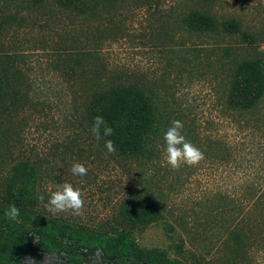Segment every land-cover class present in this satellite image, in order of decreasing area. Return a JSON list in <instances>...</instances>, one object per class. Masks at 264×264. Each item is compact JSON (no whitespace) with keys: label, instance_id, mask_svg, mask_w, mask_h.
I'll return each mask as SVG.
<instances>
[{"label":"rangeland","instance_id":"rangeland-1","mask_svg":"<svg viewBox=\"0 0 264 264\" xmlns=\"http://www.w3.org/2000/svg\"><path fill=\"white\" fill-rule=\"evenodd\" d=\"M87 3L78 11L56 0H0V78L8 85L0 101V216L9 219L14 167H26L30 190L16 205L18 227L0 224V247L19 252L16 264H143L125 257L131 242L156 250L155 264H239L242 254L223 239L241 214L223 195L241 199L254 175L264 176V93L248 112L226 118L220 109L238 64H264V0ZM191 10L238 20L254 43L214 31L190 34L182 18ZM115 85L168 104V128L180 120L204 159L176 171L166 163L165 133L152 152L131 155L110 154L104 141L79 132L91 94ZM74 163L87 175H72ZM64 182L82 192V215L47 210ZM145 201L155 203L157 215H134ZM249 216L252 226L248 219L242 226L264 227V209ZM55 227L75 230L88 247L57 236Z\"/></svg>","mask_w":264,"mask_h":264},{"label":"trees","instance_id":"trees-1","mask_svg":"<svg viewBox=\"0 0 264 264\" xmlns=\"http://www.w3.org/2000/svg\"><path fill=\"white\" fill-rule=\"evenodd\" d=\"M33 1L34 3H41L45 0ZM56 1L64 6L72 7L80 11L84 3L90 2L98 5L104 0ZM182 26L190 34L214 31L223 37L232 38L239 36L249 41V43H254L255 41L253 35L243 30L242 24L238 20L234 18L218 20L210 13L200 10L187 12L182 18ZM229 81L230 86L226 95L223 97L224 100L222 102L224 103L220 109V112L222 115H226V118L230 117L229 112L232 113L235 110L248 112L258 102L261 94L264 93V64L258 61L241 62L233 70V78L230 76ZM7 88L8 85L4 79L0 78V101L7 95ZM156 100V96L151 94V92L137 87L123 88L115 85L93 92L82 107L80 118L77 119V129H80L79 132H85L93 136L90 129L94 117L99 115L113 129V135L101 139L102 141L106 139L112 140L115 148L121 154L143 155L147 151L152 152L157 144V140L167 131L171 116L170 106L165 102L160 103ZM230 121L232 120L230 119ZM208 124L214 126V122H208ZM206 139L209 140V138ZM209 142L211 144L219 143L222 149L225 147L222 141L216 139L209 140ZM27 177L28 174L25 166L18 165L13 168L7 186L8 197L6 201L8 207L13 204L16 206L20 198L23 201L29 199L30 190L28 189L29 180ZM253 179L251 184L244 190L246 191L245 197L243 196V198L239 199L236 195H223L231 207L237 208V211L241 214L240 218L234 224L233 229L228 233L227 239H223L224 244L227 243L226 240L230 242V250L232 253L242 254L243 259L239 264H258L260 254L262 253L261 255L264 256V227L258 225L261 226V230L252 231V227L247 228V226L241 225L248 219V224L250 223L252 226L253 221L250 220L251 217L249 215L257 210L264 209V176L260 178L254 175ZM24 185L25 187H22ZM151 203L153 206H151L150 202L145 201L144 205L138 206V212L134 213V215H138L141 218L157 215L158 208L154 205L155 203ZM244 208L246 209L243 212ZM233 211L235 212V210ZM0 224L7 229L16 228L19 225L14 220L4 219L1 216ZM55 231L57 236L74 239L79 246L83 248L88 247L87 240L81 236L77 238L75 230H69L66 227H55ZM39 233L44 236L43 233L45 232L43 228L39 230ZM119 241L123 243L128 240L127 238L121 237ZM124 253L125 257L133 261H141L143 264H155L156 257L161 259L156 250L140 248L132 242L131 249ZM18 254V251L11 250L8 245L6 251L1 246L0 264H16L17 259L20 257ZM106 257L109 261L115 259L113 252H109Z\"/></svg>","mask_w":264,"mask_h":264},{"label":"clouds","instance_id":"clouds-1","mask_svg":"<svg viewBox=\"0 0 264 264\" xmlns=\"http://www.w3.org/2000/svg\"><path fill=\"white\" fill-rule=\"evenodd\" d=\"M183 123L174 120L164 134L166 163L172 169L178 171L182 166H195L204 159L203 152L189 142L183 134ZM93 137L100 141L105 137L113 135V129L102 116L94 117L90 129ZM108 153L116 151L114 142L110 139L104 141ZM74 176H86L88 169L81 163H74L70 169ZM43 201L44 197H39ZM85 206L82 192L75 188L70 182L57 184L56 190L50 194L47 210L52 214L70 212L72 215H82ZM20 215V209L14 204L9 205L5 216L10 220H16Z\"/></svg>","mask_w":264,"mask_h":264}]
</instances>
